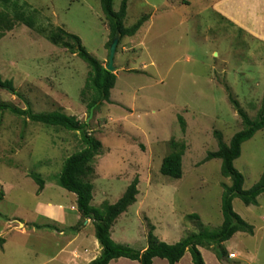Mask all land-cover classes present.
I'll list each match as a JSON object with an SVG mask.
<instances>
[{
  "label": "rangeland",
  "instance_id": "rangeland-1",
  "mask_svg": "<svg viewBox=\"0 0 264 264\" xmlns=\"http://www.w3.org/2000/svg\"><path fill=\"white\" fill-rule=\"evenodd\" d=\"M221 1L128 0L126 27L145 14L149 19L132 37L119 38L110 102L91 115L86 109L92 98L86 89L89 67L50 43L49 36L58 28L78 36L106 67L111 38L100 0H16L15 8L0 3V17L12 20L10 30L0 28V74L13 85V90L0 89V103L87 122L102 144L88 179L93 207L116 203L138 179L136 202L110 229L117 244L143 251L149 223L169 245L222 223V185L230 181L220 174V160L206 157L217 150L215 131L228 143L242 128L230 95L251 119L264 111V23L229 21L214 10ZM120 3L113 0V10ZM15 9L25 21L15 19ZM172 141L185 147L180 179L160 173ZM83 148L78 132L0 112V237L5 239L0 264H59L61 259L50 260L68 235L64 227L92 224L81 219L75 195L57 184L65 159ZM234 165L244 177V190L259 181L264 130L242 145ZM31 175L43 180L41 192ZM232 205L253 226V234H234L223 243L226 255L220 260L212 248L200 247L204 261L264 264V194L257 205L237 197ZM193 214L200 220L189 217ZM186 255L182 264H188L189 251ZM157 259L155 264H168Z\"/></svg>",
  "mask_w": 264,
  "mask_h": 264
},
{
  "label": "trees",
  "instance_id": "trees-1",
  "mask_svg": "<svg viewBox=\"0 0 264 264\" xmlns=\"http://www.w3.org/2000/svg\"><path fill=\"white\" fill-rule=\"evenodd\" d=\"M0 3L7 6H17L16 0H0ZM113 0H100V6L110 32L109 45L115 36L120 39L132 37L148 21L149 15L145 14L139 18L131 27L124 25L127 14L128 0H121L119 9L113 10ZM16 11V9H15ZM15 19L25 21L22 13L15 12ZM30 22V21H26ZM31 25V23H29ZM4 26L8 30L12 28V20L7 15L0 17V28ZM49 41L55 46H62L69 53L78 56L90 69L86 82V89L92 93L91 100L87 103V113H91L103 103L110 102V92L114 88L116 76L113 72L106 70L104 66L91 55L82 45L81 39L68 33L62 28L49 36ZM0 89L13 90L12 82L2 80L0 74ZM229 101L236 110L242 128L230 138L229 142L223 141L218 131L214 132L217 140V150L207 154V160H220V174L223 178L229 179L230 185H222L221 194V225L213 230H208L203 226L198 234H192L183 238L179 242L169 245L160 241L153 234L154 228L150 225V231L146 236V248L143 251L135 250L128 246L114 242L110 235V229L120 215L125 213L129 207L136 202L138 194V179L135 178L126 188L121 198L114 204L103 202L99 207L91 205L93 195V185L89 182L93 174L92 162L100 154L102 144L94 138L87 130V122H81L73 116H68L61 112L34 113L31 109L19 111L10 105L0 103V112H10L12 114L28 118L34 123H39L48 127L61 128L67 131L78 132L84 148L65 159L61 173L57 178V184L67 192L75 195L76 208L81 219L91 220L94 227V235L101 249L100 254L89 264H109L113 260L125 258L136 261L138 264H152L154 258L165 259L168 264H176L189 251L192 264H206L199 247L212 248L217 258L220 260L226 255L223 243L227 242L238 232L253 234V226L244 221L233 209L232 201L235 197L245 205H257V198L264 194V174L259 181L250 189L244 190V177L239 172L234 163L241 156L242 145L251 140L257 132L264 130V111H260L255 118L251 119L240 107L238 101L229 96ZM178 121L183 126L184 121L178 117ZM172 151L163 158L160 173L172 179H180L182 176V156L184 154V144L171 142ZM31 178L37 184V191L44 188L43 180L36 175ZM189 217L199 221L196 214ZM5 239L0 237V249L3 248Z\"/></svg>",
  "mask_w": 264,
  "mask_h": 264
},
{
  "label": "crops",
  "instance_id": "crops-1",
  "mask_svg": "<svg viewBox=\"0 0 264 264\" xmlns=\"http://www.w3.org/2000/svg\"><path fill=\"white\" fill-rule=\"evenodd\" d=\"M224 1L225 0L219 2L218 4H214L213 7L214 10H216L219 14L225 16L229 21H232L235 24L264 23V0H228V8L225 7L226 1ZM261 39H264V36L262 34ZM64 233L68 235H64V238L59 243V250L57 252L58 256L51 258L50 261L61 259V262L59 264H89L100 254L101 249L94 235V227L92 224L89 225V222L88 224L84 223L82 225H78L75 228L65 226L63 229V234ZM65 238H68V240ZM199 250L201 251L200 247ZM186 257L187 255L185 253L180 261L176 264H182L185 261ZM156 260L158 261L157 258H154L152 264H155V262H157ZM115 261L113 260L109 264L119 263L118 261ZM129 263L138 264V262L136 261H131ZM188 264H192L191 257L188 258Z\"/></svg>",
  "mask_w": 264,
  "mask_h": 264
},
{
  "label": "water",
  "instance_id": "water-1",
  "mask_svg": "<svg viewBox=\"0 0 264 264\" xmlns=\"http://www.w3.org/2000/svg\"><path fill=\"white\" fill-rule=\"evenodd\" d=\"M119 41V36H115V38L113 39L112 43L110 44V57H109V62L106 65V70H108L109 72H114V66H113V59H114V55L116 52V47Z\"/></svg>",
  "mask_w": 264,
  "mask_h": 264
},
{
  "label": "built area",
  "instance_id": "built-area-1",
  "mask_svg": "<svg viewBox=\"0 0 264 264\" xmlns=\"http://www.w3.org/2000/svg\"><path fill=\"white\" fill-rule=\"evenodd\" d=\"M230 257H231V258H234V257H235V254H232V253H231V254H230Z\"/></svg>",
  "mask_w": 264,
  "mask_h": 264
}]
</instances>
